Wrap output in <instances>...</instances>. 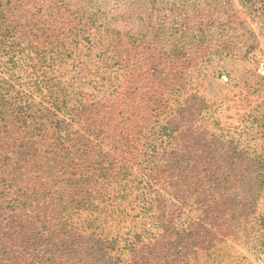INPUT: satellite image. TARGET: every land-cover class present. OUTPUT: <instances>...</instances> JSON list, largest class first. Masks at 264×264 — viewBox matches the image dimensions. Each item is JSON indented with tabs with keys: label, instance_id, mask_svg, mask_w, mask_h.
I'll use <instances>...</instances> for the list:
<instances>
[{
	"label": "rangeland",
	"instance_id": "rangeland-1",
	"mask_svg": "<svg viewBox=\"0 0 264 264\" xmlns=\"http://www.w3.org/2000/svg\"><path fill=\"white\" fill-rule=\"evenodd\" d=\"M0 11V264H264V0Z\"/></svg>",
	"mask_w": 264,
	"mask_h": 264
},
{
	"label": "built area",
	"instance_id": "built-area-1",
	"mask_svg": "<svg viewBox=\"0 0 264 264\" xmlns=\"http://www.w3.org/2000/svg\"><path fill=\"white\" fill-rule=\"evenodd\" d=\"M258 71L264 75V61L259 62L258 64Z\"/></svg>",
	"mask_w": 264,
	"mask_h": 264
},
{
	"label": "trees",
	"instance_id": "trees-1",
	"mask_svg": "<svg viewBox=\"0 0 264 264\" xmlns=\"http://www.w3.org/2000/svg\"><path fill=\"white\" fill-rule=\"evenodd\" d=\"M1 19H2V14H1V11H0V21H1Z\"/></svg>",
	"mask_w": 264,
	"mask_h": 264
}]
</instances>
